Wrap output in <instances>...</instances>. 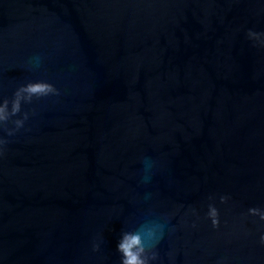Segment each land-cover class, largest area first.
Segmentation results:
<instances>
[{
  "label": "water",
  "instance_id": "water-1",
  "mask_svg": "<svg viewBox=\"0 0 264 264\" xmlns=\"http://www.w3.org/2000/svg\"><path fill=\"white\" fill-rule=\"evenodd\" d=\"M136 232L264 264V0H0V264Z\"/></svg>",
  "mask_w": 264,
  "mask_h": 264
},
{
  "label": "clouds",
  "instance_id": "clouds-1",
  "mask_svg": "<svg viewBox=\"0 0 264 264\" xmlns=\"http://www.w3.org/2000/svg\"><path fill=\"white\" fill-rule=\"evenodd\" d=\"M22 90L27 91V86ZM55 90H53L54 92ZM19 124L20 121H17ZM122 253V264H150L156 258L155 253L148 255L141 233H125L117 244Z\"/></svg>",
  "mask_w": 264,
  "mask_h": 264
}]
</instances>
